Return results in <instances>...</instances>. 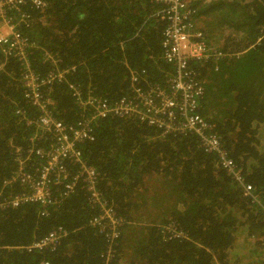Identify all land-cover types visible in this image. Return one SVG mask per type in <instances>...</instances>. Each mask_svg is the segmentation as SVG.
<instances>
[{"label":"trees","instance_id":"1","mask_svg":"<svg viewBox=\"0 0 264 264\" xmlns=\"http://www.w3.org/2000/svg\"><path fill=\"white\" fill-rule=\"evenodd\" d=\"M46 1L45 8L25 6L28 18L19 25L34 45V70L54 69L44 61L46 53L52 54L60 69L76 65L70 82L110 101L130 91L129 67L145 68L152 84H166L169 65L159 60L166 24L149 16L156 4ZM190 4L194 23L206 33L196 40L209 47L219 42L226 54L195 66L205 88L199 112L211 125L207 132L220 136L264 201V39L258 40L264 0ZM5 61L0 69V187L16 167L15 147L25 152L34 131L16 107L37 114L24 96L22 65L14 58ZM52 93L56 116L75 122L80 114L68 84H56ZM84 152L122 218L110 264H264V220L258 207L196 135H163L161 128L114 116L99 121L96 139L84 145ZM150 210L153 215H145ZM96 212L80 186L48 216L31 203L0 209V264H106L110 240L88 224ZM60 226L69 235L55 250L25 248Z\"/></svg>","mask_w":264,"mask_h":264},{"label":"built area","instance_id":"2","mask_svg":"<svg viewBox=\"0 0 264 264\" xmlns=\"http://www.w3.org/2000/svg\"><path fill=\"white\" fill-rule=\"evenodd\" d=\"M148 1L157 5L149 16L166 24L161 41L163 52L159 58L169 65L165 73L166 84H152L145 68L129 67L130 91L110 101L92 89L84 91L77 83L70 82L69 72L76 65L60 69L57 57L52 54L46 53L44 61L54 64V69L44 74L34 70L30 57L34 45H30L19 25L28 18L23 10L25 6L45 8L46 0H0V49L5 60L14 58L22 65L24 96L37 110L36 115H30L24 107L15 109L20 119L34 131L25 152L21 146L15 147L16 167L0 187V209L31 203L37 205L41 216H48L80 186L87 192L91 206L97 209L88 224L110 240L106 264H110L116 253L113 244H118L122 218L117 214L114 201L99 186L101 173L88 163L84 152V145L96 139L101 119L119 116L161 128L163 135H196L204 151L217 154L220 168L243 186L264 220V201L255 192V187L245 181L242 168L228 155L220 136L207 132L211 125L199 112L205 88L195 66L210 57L226 54L216 42L209 47L206 42L196 40L206 37V33L194 23L190 0ZM12 13L20 21L16 22ZM261 39H264V25ZM5 60L0 62V69ZM63 82L68 84L80 114L73 123L58 118L55 112L56 100L52 92L56 84ZM11 146L15 144L11 143ZM68 235L69 231L60 226L25 248L55 250ZM180 235L181 231L174 233V236Z\"/></svg>","mask_w":264,"mask_h":264},{"label":"rangeland","instance_id":"3","mask_svg":"<svg viewBox=\"0 0 264 264\" xmlns=\"http://www.w3.org/2000/svg\"><path fill=\"white\" fill-rule=\"evenodd\" d=\"M230 20V19H229ZM232 21V20H231ZM216 44H221V43H219V42H216ZM153 213H154V210H150V211H146L145 212V215H147V216H152L153 215Z\"/></svg>","mask_w":264,"mask_h":264},{"label":"clouds","instance_id":"4","mask_svg":"<svg viewBox=\"0 0 264 264\" xmlns=\"http://www.w3.org/2000/svg\"><path fill=\"white\" fill-rule=\"evenodd\" d=\"M260 36H261V35H260ZM258 40H259V38H258ZM258 40H257V41H258ZM258 42H259V41H258Z\"/></svg>","mask_w":264,"mask_h":264}]
</instances>
